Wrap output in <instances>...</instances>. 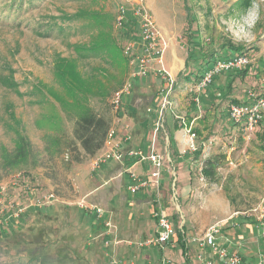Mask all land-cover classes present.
I'll return each instance as SVG.
<instances>
[{"label": "rangeland", "instance_id": "374dc122", "mask_svg": "<svg viewBox=\"0 0 264 264\" xmlns=\"http://www.w3.org/2000/svg\"><path fill=\"white\" fill-rule=\"evenodd\" d=\"M143 1L166 46L163 63L154 64L153 69H164L167 80L154 70L143 81L134 80L132 95L116 113L111 99L123 84L116 87L123 70L119 66L112 73L102 58L88 51L97 45L116 44L125 55L124 49L133 43V53H140L138 24L126 29L116 27L118 7L123 0H0V183L9 186L11 198L17 196L22 201L27 197L24 189L28 185H35L44 193L53 192L59 198V202L40 214L29 213L18 228L0 230V264H144L145 257L158 262L170 257L158 247L139 246L149 240L144 237V212L126 206L127 201L120 198V194L132 197L126 193L129 183L118 175L121 165L110 162L96 168L95 159L105 152L104 148L90 157L79 143L58 153L52 147L58 138H73L76 120L85 108L108 118L117 136L126 135V131L133 129L128 107L137 104L141 96L144 98L137 105H144L145 110L151 98L159 104V94L170 79L175 83L174 112H168L167 122L191 128L197 133L195 146L197 141L205 142L203 159L217 156L221 163L214 182L202 181L203 165L200 160L195 164L191 176L198 185H192L186 204L203 210L210 198L220 195L230 205L229 215L217 210L214 223L234 216L224 224L221 234L230 229L236 232L245 223L254 225L264 252L262 227H258V218L264 215V123L247 141L242 130L229 120L232 101H248L249 94L264 97V0H247V7L246 0ZM128 4L130 20L132 5ZM227 43L246 49L250 65L244 76L235 72L222 75L215 82L216 90L200 93L194 80L187 82L186 76H179L185 72L186 63H190L187 75H195L201 62L197 59L210 51L216 52V60L230 57L231 52L223 49ZM173 61L177 72L170 70ZM132 71L129 64L123 81L130 78ZM83 85L88 94H78ZM107 91V97L98 95ZM153 130L154 123L150 121L146 148L151 144ZM162 131L158 134L161 144H156L161 152L166 147ZM21 137L27 140L28 157L9 166L6 161L13 159ZM170 152L172 157L177 155ZM181 153L183 156L192 152L185 147ZM186 161L176 159L178 176L170 170L169 183L175 174L176 188L173 191L169 186L170 193L166 192L169 201L165 203L170 208L166 213L177 216V229L184 225L191 241L188 253L192 254V263L196 264L193 255L197 254L204 264L214 263L217 259L213 256L204 259L198 241L201 236L194 235L195 223H188L191 212L188 216L183 212V200L177 193L180 182L191 186ZM116 172L119 173L115 176ZM115 194L117 203L112 204L110 198ZM84 198L105 211L111 228L105 229L89 217L90 213L81 212L77 202ZM157 229L156 223V232ZM174 229L173 240L178 237L175 226ZM175 249L178 251L173 255L175 259L170 258L172 263L185 264L178 243Z\"/></svg>", "mask_w": 264, "mask_h": 264}, {"label": "built area", "instance_id": "2783aa9c", "mask_svg": "<svg viewBox=\"0 0 264 264\" xmlns=\"http://www.w3.org/2000/svg\"><path fill=\"white\" fill-rule=\"evenodd\" d=\"M124 2L118 7L116 15V27L120 29L128 28L130 24L129 12L131 3L132 19L139 26V48L140 53H133L135 44L129 43L124 49V53L130 59V65L133 71L130 78L118 89L112 96L111 106L116 113H119L127 103L133 92V81L143 80L150 74L151 70L155 74H159L167 80L163 75L164 69H153L154 64H162L165 53V43L162 42V36L157 23L151 13L143 5V0H123ZM250 65V59L246 55H234L222 60H216L212 67L208 69L200 82L196 84V90L200 93L214 84V80L221 75L231 74L233 72L246 69ZM167 73V72H166ZM175 83L172 79L166 81L161 93L160 103L156 108H149L147 112L153 113L154 130L151 137V144L148 148H127L133 138L126 134L118 140V134L114 128L108 132L105 142V152L97 156L95 159L96 168L104 167L107 163L117 162L125 163L127 159L134 161L132 166L141 165L146 170V174H137L133 169L128 168L129 175L128 192L132 195H138L144 191L154 190L159 197L162 195L163 180L167 164L168 156L157 150L156 144L158 134L164 129L166 114L169 111L174 112V103L172 101V91ZM249 100L243 103H233L229 108V120L235 126L242 130L244 139L250 141L260 124L264 121V97H256L249 94ZM121 115V114H120ZM188 136L187 150L195 153L197 147L195 140L197 134L190 128H184ZM186 153V152H185ZM130 166V167H132ZM218 170V169H217ZM20 175L16 177L19 178ZM23 180V179H22ZM201 180L207 181L201 173ZM209 181V180H208ZM173 191L176 188V175L172 177L169 183ZM27 197L24 201L10 197L9 186L0 183V230L18 228L22 219L31 211H41L46 208L53 207L59 202V198L53 192H43V189L28 185L24 189ZM176 194L174 193V196ZM173 196V197H174ZM77 206L84 213L93 215L98 223H101L105 229L111 228V224L106 222L105 211L94 204H89L86 198L77 202ZM153 217L157 223V232L154 238L147 240L145 243L139 244L141 247H158L163 251L166 246L172 242L175 236L174 224L164 208L159 207L153 211ZM234 216L229 217L225 221L216 222L209 226L204 235L198 239L200 246L207 249L217 261L222 264H242V257L239 253H230L227 248L218 244L217 236L221 235L224 224L232 221ZM264 215L259 220V226L262 227V236L264 237ZM115 244H119L118 242ZM261 264H264V254L260 256ZM160 264H173L170 259L163 257ZM206 264H214L213 261H207Z\"/></svg>", "mask_w": 264, "mask_h": 264}, {"label": "crops", "instance_id": "0c3cea01", "mask_svg": "<svg viewBox=\"0 0 264 264\" xmlns=\"http://www.w3.org/2000/svg\"><path fill=\"white\" fill-rule=\"evenodd\" d=\"M170 70H172V72H177V70H178V67L176 66V64H174V61H173V65L170 68ZM181 73H179V75ZM141 81H143V80H141ZM143 98L144 97L141 96L138 99L137 104H138V102L142 101ZM178 100H181V98H179ZM154 101L151 98L150 105L147 106V109H149L151 107L152 108L158 107L159 104L156 101L155 102ZM137 104L128 107L129 115L133 119V122H131V125H133V129L126 131V132H127V134L132 136L133 140L129 145H126L127 148H139V147L140 148L141 147L146 148L145 147V145H146L145 141L147 140V135H148V133H146L147 125L149 124L150 121H152V119H154V116H150L147 113L144 105L139 107L138 106L139 104L138 105ZM167 118H168V115L166 116L165 125H164V129H163V131L166 135V137H165V146L166 147L164 148V151L162 153H165L168 156L169 163L167 164V168L165 171L161 197H159L154 190L144 191V192L139 193L138 195H132L129 192H127L128 189L126 187V189H127L126 193L131 195L132 197L128 198V196H126V194L124 196H122V194H120V198L122 200L125 199L128 202V203L124 202L126 206H127V204H128V206H131V208H133V206H134V208L136 209L137 212H141L143 210L144 213H141V214H143L144 216H142L141 218L144 217V237L146 239H150L151 237H153L156 234V230H155L156 229V221L153 219V211L158 209L159 207L164 208L165 212H167V213L170 211V208H167V206H166L167 204L165 203V201H169L168 200L169 198L167 199V197L165 195H166V192L170 193V189H169V180H170L169 174H171L170 170L173 173H177V176H178L179 168L175 165L176 159H184L185 161L187 160L186 164H187V167L190 169L189 170L190 171V182L192 181L191 186L186 187L183 182H180L178 184L177 193H179V196H180L179 198H181L183 200V203H182L183 204V208H182L183 212L185 214L187 213V216L191 212V215H189L188 223L191 224L194 222L196 230L198 231V232L196 231L194 233V235L197 234L198 236L202 237L204 235L206 229L210 225H212V223H214V221L216 220V218L218 216L217 210H221L222 211L221 213L224 212V215L228 216L230 205H229V203L226 204V201H224L220 195H217V196L215 195L214 197L210 198L208 200V205H206V207L203 210H196L195 208L193 209L191 207L189 208V205L186 204L185 201L187 200L188 193H189V191L192 192L191 189H193V187H194L192 185L193 184L198 185L197 183L194 182V179L191 176L192 169L194 167H196L195 164L199 160H200V163H202L201 165H203V162L206 160V159H203L205 157L206 146L204 145L205 142L201 143V141H197L196 142L197 151L195 153H189V154L183 155V156L180 155V154H182L181 153L182 149H184L188 144V136L186 135L184 128L180 127L181 125L177 126V124L175 122L173 124H170L169 123L170 121L167 122ZM166 123H167V127H166ZM193 125H194V122H193ZM170 132L173 133V140L172 141L170 140V135H169ZM122 137L118 136V140H120ZM148 137L150 138V136H148ZM199 139H201L202 141L205 140L204 138H200V137H199ZM157 143L161 144L160 138L158 139ZM170 151H172V153H175L177 155H175V157H172ZM114 163H117V162H114ZM117 164L121 165V167H120L121 172L120 173L116 172L115 176L117 173H119L118 175H120L121 178L124 177L125 178L124 180L127 181L126 182L127 184L130 182L129 175L126 172L128 168L133 169L134 172H136L137 174H140V175L147 173V170L141 165H136V166L131 165L132 167H130L127 165L128 164L127 161L125 163H117ZM178 181H179V179H178ZM99 194L101 195L102 193H99ZM165 197L167 200H164ZM116 199H117V195L115 194L114 197L112 196L110 198V203L116 204L117 203ZM170 214L171 213H169L168 215L171 216V218H172L171 221H172V223H174V221H173L174 216L170 215ZM132 216L134 218L135 215L132 214ZM186 223H187V221H186ZM183 227H184V225H182L180 228L182 229ZM190 228H192V226H190ZM253 228H255L254 225H250V224L245 223V224H243L242 229H238L236 232H234V230H232V229L227 230V231H225V233L223 235L221 234V235L217 236L218 244L224 248H227L230 253H239L242 257V264H261L260 256L262 254H264V252H262V250H261L262 247L260 245L261 244L260 240L258 239L257 235L255 234L256 230ZM96 229L97 230L100 229L99 225H97V223H96ZM183 235H184V242L186 244V251H187L186 255H187V257H185L186 255H184L183 249L181 248V246L178 243V239L172 240V242L174 244L168 245L162 251V253L166 256H170L168 259H170L171 257L175 259V257L173 255L175 253H177V251H178L177 249H175L176 243H178L179 247L182 250V251H179V253H180V256L183 257L185 264H194L191 261L192 254L190 256V254L188 253V246H189L188 241L190 238L188 235H186L185 227H184ZM146 236H148V237H146ZM189 242H191V241H189ZM193 242H194V240H193ZM263 243H264V241H263ZM190 244H192V243H190ZM144 248L150 249L152 247H144ZM200 248H201L200 251L202 250L201 253L204 255L203 256L204 259L210 260L213 258L212 255L209 254L208 250L205 251V249L202 248L201 246H200ZM199 255L200 254L193 255L194 259L196 261V264H204V262L202 261L203 258H200ZM144 264H160V262H158V259H157V261H154V260H151L149 257H145ZM214 264H222V263L219 261H214Z\"/></svg>", "mask_w": 264, "mask_h": 264}, {"label": "trees", "instance_id": "16d2710c", "mask_svg": "<svg viewBox=\"0 0 264 264\" xmlns=\"http://www.w3.org/2000/svg\"><path fill=\"white\" fill-rule=\"evenodd\" d=\"M249 4H250V2L246 0L244 5H246V7H247ZM130 24H131L130 26H133L132 24H136V23L133 19L130 18ZM223 49H227L228 51L231 52V53H228L230 57L234 56V55H245V51H246V49L244 47H241V46L235 47L231 43L224 44ZM88 52H92L95 55H98L100 58H102V60H104L102 62L103 63L106 62L105 64H107L110 67V71H112V73L114 72L116 67L120 66L121 70H123L122 71L123 77H121L120 79H117L116 87L121 85L122 83L124 84L125 81H123V78H125V76L127 75L128 71H129V64L130 63H129V59H127L128 57L125 56L124 54H122V51H121L119 46H117L116 44L97 45V46L92 47V49L90 48ZM103 54H105V55H103ZM123 55L125 58L123 57ZM192 55H193L192 53L189 54V58H191V60H193ZM215 57H216V52L210 51V53L207 54V56L203 55V56H201V58L197 59V60H201V62H200V64H198V66L196 68V74L195 75L194 74L187 75V71L190 67V63H186L185 72H182L179 76L180 77L186 76L185 80L187 82H190V80L192 79L197 84L198 82H200L204 73L212 67L211 62L216 61ZM247 68H249V66ZM247 71L248 70L245 69V70L237 71L235 73L239 76H241V75L244 76L247 73ZM104 72L111 74V72L107 71V69H104ZM225 75L227 76L228 74H224V76ZM221 76L216 78L214 80V84L212 86L208 87L205 90V92H208L209 90H216L215 82L217 80H220ZM232 83H233V81H232ZM122 85L118 89H120L122 87ZM116 87H114L113 89H115ZM213 87L215 89H213ZM88 91L89 90L87 89L86 85H83L82 87H80L78 94L81 93L82 95H85V94H88ZM107 94H108V91L104 92V93H98V95H100L102 97H107ZM232 102L238 103L235 101H232ZM83 111L84 112L76 120L74 130H73V138H69L67 136L65 138H62V139L58 138L57 140L53 141L52 147L55 148L57 153L62 152V150H64V149H66V150L72 149L77 143H79L81 148L83 149V151L85 152V154L87 156L94 157L104 148L108 132L111 129V121L106 117L100 116L99 114H97L95 111H93L90 108H85ZM150 116H152V115H150ZM152 121H153V119H152ZM263 123H264V121L261 124H263ZM261 124H260V126H261ZM169 135H170V140L172 141L173 140V133L170 132ZM27 144H28L27 140L24 137H21L19 145L16 147L15 155L12 157L13 159L9 160V161L7 159V161H6V163L10 164L9 166H12V164L17 163V161H20V160L28 157V155H27L28 152L26 151ZM126 161L128 163L127 164L128 166H131L134 162V161H131L130 159H127ZM220 164H221L220 158H217V156H213V157L206 159L203 163V168L201 171L203 177L209 181L214 182L213 179L216 175L217 169L220 167ZM43 210H45V209H43ZM43 210H41V211H43ZM41 211H31V212H36L37 214H40ZM82 213H84V212H82ZM84 214H86V213H84ZM27 215H29V213ZM84 216H86V215H84ZM89 217H91L93 221H97L93 215L92 216L89 215ZM176 217L177 216L174 217L173 221H174V226L176 227V232L178 235V237H177L178 243L181 246V248L183 249L184 255H186L187 254L186 253L187 252L186 251V244L184 242V235H183L184 227L182 229H177V225H176L177 218ZM99 224H101V223H99ZM101 226H102V224H101ZM185 257H187V255Z\"/></svg>", "mask_w": 264, "mask_h": 264}, {"label": "bare ground", "instance_id": "6f19581e", "mask_svg": "<svg viewBox=\"0 0 264 264\" xmlns=\"http://www.w3.org/2000/svg\"><path fill=\"white\" fill-rule=\"evenodd\" d=\"M176 62V61H175Z\"/></svg>", "mask_w": 264, "mask_h": 264}]
</instances>
